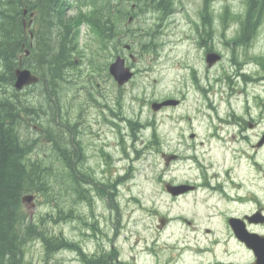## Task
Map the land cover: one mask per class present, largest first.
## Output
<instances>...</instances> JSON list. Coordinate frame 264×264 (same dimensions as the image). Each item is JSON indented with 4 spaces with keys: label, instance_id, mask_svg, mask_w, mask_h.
I'll return each mask as SVG.
<instances>
[{
    "label": "rangeland",
    "instance_id": "obj_1",
    "mask_svg": "<svg viewBox=\"0 0 264 264\" xmlns=\"http://www.w3.org/2000/svg\"><path fill=\"white\" fill-rule=\"evenodd\" d=\"M143 2L147 0H121L119 8L125 15L114 21L116 29L110 32L108 42L97 36L87 21L78 22L84 56L66 74L58 95L56 91L51 93L58 96L55 102L50 99L51 109L47 108L49 96L41 85L19 91L29 105L39 103L46 109L39 114L28 110L20 122L21 136L33 145L31 158L47 161L52 155L44 131L50 117L51 130L61 135L60 146L74 149L73 173L79 182L74 186L85 189L78 193L68 186L63 167L52 169L54 177L61 174V180L49 188L48 194L35 195L33 210L31 203L24 204L37 233L25 244V264H79L73 248L81 245L84 252L93 251L96 242L90 236L92 225H104L112 235L114 220L119 218L125 221L123 228L119 224L114 227V243L119 244L120 251L125 249L126 236L137 235L136 228L148 239L159 236L160 243H172L182 231L173 223L157 229V216H150L146 209L151 210L155 204L166 208L172 203L175 209L192 211L184 198L175 204L163 192L161 183L170 178L184 179L192 172L187 160L166 165L160 156L161 150L189 152L173 137L174 126L184 135L197 133L205 141L201 148H208L207 154L215 162L225 153L235 169L233 158L238 156L228 148L227 155L218 140L205 139L208 128L222 124L231 130V121L238 118V113L244 116L247 109L251 116L264 119V16L250 30L248 42H242V37L238 39L241 25L234 13L243 12L245 0H169L167 14L145 7ZM83 11L91 12V5ZM78 13L75 8L67 12L74 24ZM125 44L130 45L132 58ZM209 51L221 54L211 67L205 61ZM116 55L124 57L135 73L122 86L108 73ZM168 98L180 99V104L155 112L150 108L153 101ZM218 117L226 120L218 123ZM143 123L152 125H140ZM142 126L147 127L140 130ZM256 126L259 132L264 121ZM154 129L160 143L151 139ZM263 152L258 153V159ZM41 233L63 234L64 247L58 246L53 252L44 250L37 239ZM103 242L109 246L107 240Z\"/></svg>",
    "mask_w": 264,
    "mask_h": 264
},
{
    "label": "trees",
    "instance_id": "obj_2",
    "mask_svg": "<svg viewBox=\"0 0 264 264\" xmlns=\"http://www.w3.org/2000/svg\"><path fill=\"white\" fill-rule=\"evenodd\" d=\"M87 4L91 5L92 11L82 12ZM143 4L165 14L169 10V0H147ZM121 5V0H0V264H25V244L37 233L25 212L22 197L31 192L34 195L39 192L48 194L50 187L61 180V174L54 177L56 172L52 173V169L63 167L68 186L78 193L85 190L74 186L79 184L73 173L74 149L68 151L60 146L61 135L51 130L50 117L46 119L44 131L51 143L52 155L50 153L47 161L31 158L33 145L21 136L20 122L28 110L39 114L46 109L44 105H29L22 99L19 91L27 87L22 90L13 87L14 70L17 67L30 68L39 77L34 85H41L42 91H47L44 83H49L46 105L51 109L50 101L58 99L51 93L56 91L58 95L66 74L76 67L78 58L83 55L80 52L78 22L81 19L87 21L95 34L108 42L112 36L110 32L116 29L114 21L125 15L119 8ZM71 8L79 12L75 24L67 15ZM224 8L227 10V5ZM234 16L239 27L241 25L238 39L242 37V42H248L252 37L250 30L255 29L264 16V0H245L243 12L234 13ZM31 56L36 57L41 66H30ZM261 60L264 62V57ZM64 65L67 68L60 74ZM50 113L53 114L52 111ZM61 238L55 233L49 237L41 233L37 239L44 250L53 252L58 246L65 245Z\"/></svg>",
    "mask_w": 264,
    "mask_h": 264
},
{
    "label": "flooded vegetation",
    "instance_id": "obj_3",
    "mask_svg": "<svg viewBox=\"0 0 264 264\" xmlns=\"http://www.w3.org/2000/svg\"><path fill=\"white\" fill-rule=\"evenodd\" d=\"M31 22L32 19L29 25ZM232 113L235 115L234 111ZM217 120L219 123L226 119L218 117ZM263 121L251 116L247 109L244 116L238 113V118L231 121L234 126L231 130L222 124L208 128L205 139L218 140L226 148L227 155L230 149L238 156L233 158L235 169L230 167V159L225 153L215 162L207 154L209 149L201 148L205 143L201 136L193 131L184 135L175 125L176 136L173 137L189 152L161 150L160 156L166 165L187 160L192 172L184 179L170 178L161 183L163 192L174 203L184 198L185 203L188 200L193 207L192 211L176 205L175 209L172 203L166 208L155 204L151 210H146L150 216L152 213L157 216V229H165L173 223L182 231L181 237L170 244L160 243L159 236L148 239L136 228L137 235L126 236L125 249L120 251L119 244L114 243V227L119 224L123 228L125 221L114 220L112 235L104 225L95 223L90 233L96 242L93 251L86 253L80 245L73 248L79 264H264V127L258 132L256 126ZM160 138L159 133L154 137L158 143ZM168 185L185 188L173 194ZM104 239L108 247L104 245Z\"/></svg>",
    "mask_w": 264,
    "mask_h": 264
},
{
    "label": "water",
    "instance_id": "obj_4",
    "mask_svg": "<svg viewBox=\"0 0 264 264\" xmlns=\"http://www.w3.org/2000/svg\"><path fill=\"white\" fill-rule=\"evenodd\" d=\"M126 48H129V45H125ZM220 59V55L216 52H208L205 56V61L207 63V66H212L216 61ZM109 73L112 75L113 79L117 82L118 85H122L128 80L132 78L134 75V72L130 69V67L125 65V59L117 55L115 59L110 63L109 65ZM14 83L13 86L15 89H22V87L36 83L38 81V76L34 74L30 69L28 68H20L17 67L14 70ZM178 104V100L176 99H166L161 102H153L151 103V108L154 111H157L163 106H170V105H176ZM184 186H169L168 190L172 192L173 194L178 193L182 190H184ZM34 198L31 194H26L22 197L23 202L31 203L32 199ZM30 207L33 208V203L30 204Z\"/></svg>",
    "mask_w": 264,
    "mask_h": 264
},
{
    "label": "bare ground",
    "instance_id": "obj_5",
    "mask_svg": "<svg viewBox=\"0 0 264 264\" xmlns=\"http://www.w3.org/2000/svg\"><path fill=\"white\" fill-rule=\"evenodd\" d=\"M49 41V40H47ZM50 42V41H49ZM51 44V43H50ZM29 65L32 66V67H35V66H41L38 64V60H36V57L34 56H31L30 59H29ZM63 65V64H62ZM67 68V66H63L60 70V74L63 73V71ZM44 88L46 89L47 88V91H46V94L48 95V92H49V83H44ZM67 143H70V141H66ZM64 149L66 150H71V147L70 146H67V147H64ZM73 149V148H72ZM47 237H49V234H46Z\"/></svg>",
    "mask_w": 264,
    "mask_h": 264
}]
</instances>
